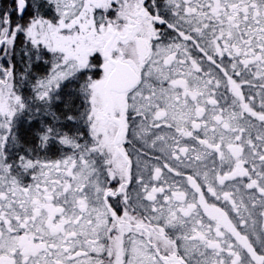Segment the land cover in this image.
<instances>
[{
    "label": "snow or ice",
    "instance_id": "6c2138e0",
    "mask_svg": "<svg viewBox=\"0 0 264 264\" xmlns=\"http://www.w3.org/2000/svg\"><path fill=\"white\" fill-rule=\"evenodd\" d=\"M0 264H264V0H0Z\"/></svg>",
    "mask_w": 264,
    "mask_h": 264
}]
</instances>
